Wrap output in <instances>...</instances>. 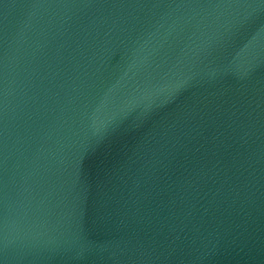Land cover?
I'll return each instance as SVG.
<instances>
[{"label":"water","instance_id":"obj_1","mask_svg":"<svg viewBox=\"0 0 264 264\" xmlns=\"http://www.w3.org/2000/svg\"><path fill=\"white\" fill-rule=\"evenodd\" d=\"M0 264H264V0H0Z\"/></svg>","mask_w":264,"mask_h":264}]
</instances>
